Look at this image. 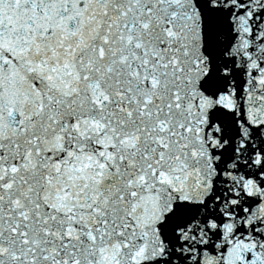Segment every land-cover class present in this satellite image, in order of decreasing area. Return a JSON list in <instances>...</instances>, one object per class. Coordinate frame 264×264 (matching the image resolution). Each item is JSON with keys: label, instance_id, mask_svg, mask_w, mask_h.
Returning a JSON list of instances; mask_svg holds the SVG:
<instances>
[{"label": "snow or ice", "instance_id": "1", "mask_svg": "<svg viewBox=\"0 0 264 264\" xmlns=\"http://www.w3.org/2000/svg\"><path fill=\"white\" fill-rule=\"evenodd\" d=\"M0 264H264V0H0Z\"/></svg>", "mask_w": 264, "mask_h": 264}]
</instances>
